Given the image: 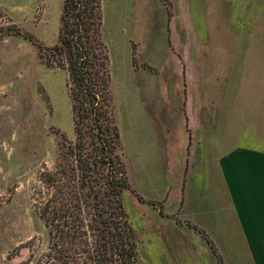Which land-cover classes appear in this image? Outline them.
<instances>
[{
  "label": "rangeland",
  "instance_id": "obj_1",
  "mask_svg": "<svg viewBox=\"0 0 264 264\" xmlns=\"http://www.w3.org/2000/svg\"><path fill=\"white\" fill-rule=\"evenodd\" d=\"M62 1L0 0V264H59L48 257L49 236L35 207L45 192L41 173L54 172L60 147L69 151L74 141L67 73L48 68L36 45L16 34L54 46ZM102 12L112 106L123 134L135 102L166 116L167 105L181 103L185 84L204 92L208 110L210 101L221 105L229 96L231 103L238 83V97L253 111L264 99V0H102ZM153 88L156 95L143 96L141 89ZM228 108L232 121L234 106ZM127 170L123 204L139 260L157 264L151 220L160 213L151 199L138 202L132 190L143 184ZM191 260L193 254L174 259Z\"/></svg>",
  "mask_w": 264,
  "mask_h": 264
},
{
  "label": "crops",
  "instance_id": "obj_2",
  "mask_svg": "<svg viewBox=\"0 0 264 264\" xmlns=\"http://www.w3.org/2000/svg\"><path fill=\"white\" fill-rule=\"evenodd\" d=\"M141 91L146 98L157 93ZM233 92L231 103L227 94L208 110L204 92L185 84L181 103L167 105L166 116L135 102L134 119L126 116L125 133L119 130L121 155L143 184L132 193L160 213L151 220L157 264H176L184 254L195 264H219L214 250L223 264H264V93L253 111L238 97L240 83Z\"/></svg>",
  "mask_w": 264,
  "mask_h": 264
},
{
  "label": "trees",
  "instance_id": "obj_3",
  "mask_svg": "<svg viewBox=\"0 0 264 264\" xmlns=\"http://www.w3.org/2000/svg\"><path fill=\"white\" fill-rule=\"evenodd\" d=\"M102 28V0H63L54 46L16 34L36 45L48 68L67 73L74 141L69 151L60 147L54 172L41 173L45 192L35 207L49 236L48 257L59 264H141L123 204L130 184Z\"/></svg>",
  "mask_w": 264,
  "mask_h": 264
}]
</instances>
